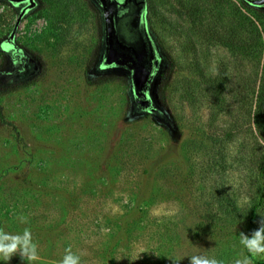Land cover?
Here are the masks:
<instances>
[{
    "label": "rangeland",
    "instance_id": "obj_1",
    "mask_svg": "<svg viewBox=\"0 0 264 264\" xmlns=\"http://www.w3.org/2000/svg\"><path fill=\"white\" fill-rule=\"evenodd\" d=\"M36 1L14 38L33 60L13 74L0 56V226L31 228L33 264H58L69 245L82 264L245 255L242 221L264 193V140L252 122L264 17L244 0H147L170 74L141 112L128 75L93 81L103 49L96 3ZM16 16L0 0V48Z\"/></svg>",
    "mask_w": 264,
    "mask_h": 264
},
{
    "label": "water",
    "instance_id": "obj_2",
    "mask_svg": "<svg viewBox=\"0 0 264 264\" xmlns=\"http://www.w3.org/2000/svg\"><path fill=\"white\" fill-rule=\"evenodd\" d=\"M17 8L11 30L3 40L2 49H16L15 32L21 20L33 9L36 0H7ZM99 7L103 26V67L124 69L129 77L130 95L141 112L153 109L152 87L161 72L162 57L146 20L147 0H93ZM262 7L264 0H244Z\"/></svg>",
    "mask_w": 264,
    "mask_h": 264
},
{
    "label": "clouds",
    "instance_id": "obj_3",
    "mask_svg": "<svg viewBox=\"0 0 264 264\" xmlns=\"http://www.w3.org/2000/svg\"><path fill=\"white\" fill-rule=\"evenodd\" d=\"M18 219L23 224L29 222L28 217L23 215ZM239 237L240 244L246 249L247 255L235 259L233 264H253L254 258L264 257V214H261L258 228L251 234L241 232ZM16 255L27 261V264H33L38 259V243L33 238L31 228L25 227L21 232H10L6 227L0 226V261L7 264ZM81 255L73 252L69 245L58 264H82ZM188 257L189 264H225L222 259L204 253H194ZM169 258L173 264H180L184 256Z\"/></svg>",
    "mask_w": 264,
    "mask_h": 264
},
{
    "label": "trees",
    "instance_id": "obj_4",
    "mask_svg": "<svg viewBox=\"0 0 264 264\" xmlns=\"http://www.w3.org/2000/svg\"><path fill=\"white\" fill-rule=\"evenodd\" d=\"M246 3V2H245ZM97 5V4H94ZM38 6V2L35 5V7L31 10H34ZM98 6V5H97ZM245 7H251L256 10L260 15L264 17V7H258L253 6L249 4H244ZM30 10V11H31ZM29 11V12H30ZM28 14V13H27ZM100 14V13H99ZM146 20L148 24L149 31L150 30V24L147 19V5H146ZM255 33H257L256 25L253 26ZM212 31V29H211ZM259 31L257 33V36H259ZM152 35V34H151ZM159 47L162 48L161 41L158 37H155L152 35ZM0 56L7 58L5 52L1 50L0 48ZM102 68L101 71H97L95 78L93 81L95 82H108L112 79L116 78H126V71L124 69L118 68V67H103L102 65L99 66ZM169 74H170V68L165 67L160 72L156 82L154 83V94L157 96L158 99H160V94H162L163 90L166 88L167 83L169 81ZM252 122L254 124L255 130H257V133L263 138L264 140V84L259 87L256 99H255V106L252 112ZM262 181H264V144L262 145L261 155H260V166H259V174ZM264 183V182H263ZM264 214V193L261 194L251 205L248 214L246 218L243 219L242 225L244 226L245 230L248 231V234H251L253 230L259 227V221L261 219V214ZM243 251L245 255H247L246 249L243 248ZM253 264H264V259H260V257L254 258Z\"/></svg>",
    "mask_w": 264,
    "mask_h": 264
},
{
    "label": "flooded vegetation",
    "instance_id": "obj_5",
    "mask_svg": "<svg viewBox=\"0 0 264 264\" xmlns=\"http://www.w3.org/2000/svg\"><path fill=\"white\" fill-rule=\"evenodd\" d=\"M14 43L17 45V48L15 50L12 49L11 52H7L1 48V50H3L7 56L8 66L10 68V70L8 71L6 70L5 72L14 74V73H19L23 71L24 73L25 72L24 69L26 68L27 63L32 61L33 59L31 58V55L15 41V39H14ZM157 48L159 49L161 57H162L161 49L158 44H157ZM152 91L154 92V89Z\"/></svg>",
    "mask_w": 264,
    "mask_h": 264
}]
</instances>
